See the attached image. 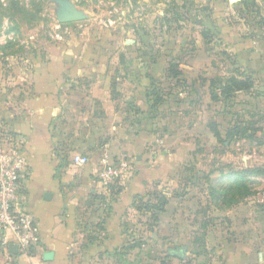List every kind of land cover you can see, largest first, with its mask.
I'll use <instances>...</instances> for the list:
<instances>
[{"label": "rangeland", "instance_id": "rangeland-1", "mask_svg": "<svg viewBox=\"0 0 264 264\" xmlns=\"http://www.w3.org/2000/svg\"><path fill=\"white\" fill-rule=\"evenodd\" d=\"M58 1L0 0V103L19 98L29 73L51 69L65 90L108 89L118 118L108 123L118 138L124 130L131 137L143 118L154 123L140 161L161 172L134 198L142 209L122 216L127 236L150 259L185 248L211 264L236 260L259 230L255 216L264 220V0H67L83 14L70 23L58 20ZM172 68L180 81L169 78ZM232 76L251 79L253 88L212 101L210 81ZM159 89L167 101L155 108L149 94ZM96 100L83 101L94 115ZM234 127L245 138L230 140ZM0 136L10 135L0 127ZM246 171L260 173L234 175ZM159 193L172 199L173 217L153 226L148 208Z\"/></svg>", "mask_w": 264, "mask_h": 264}, {"label": "crops", "instance_id": "crops-1", "mask_svg": "<svg viewBox=\"0 0 264 264\" xmlns=\"http://www.w3.org/2000/svg\"><path fill=\"white\" fill-rule=\"evenodd\" d=\"M59 75L52 69L29 73L20 82L19 98L8 104L0 103L1 129L24 141L27 166L21 182L22 196L27 211L40 227L39 241L28 254L9 251L12 256L5 257L0 252V264H134L127 260L135 256L136 264H211L202 260L199 252L185 248L184 257L173 256L171 252L176 250L170 249L165 256L168 259L161 260L150 259L142 248L128 247L134 242L122 228V216L133 209L134 198L144 194L152 180L161 177V172L149 171L140 161L145 146L155 139L150 132L154 123L143 118L137 128L129 126L131 137L124 130L118 138L117 126L114 124L111 128L108 123L118 119L109 90L98 87L89 93L81 89L65 90ZM91 97L97 99L96 104L101 108L97 115L84 106L83 101ZM70 112L75 118L72 122ZM80 122L85 127L78 128ZM80 129L84 132L81 136ZM102 139H107V143L100 146ZM133 153L138 167L130 159ZM78 155L88 156L90 162L85 166L76 165L72 161ZM122 158L134 165L137 174L111 205L106 203L111 201V195L105 194L99 175L104 161L114 164ZM171 203L169 198L159 224L173 217ZM262 219L255 216L259 230L248 234L246 241L250 245L237 249L236 260L221 264H264ZM123 253L125 257H121Z\"/></svg>", "mask_w": 264, "mask_h": 264}, {"label": "built area", "instance_id": "built-area-1", "mask_svg": "<svg viewBox=\"0 0 264 264\" xmlns=\"http://www.w3.org/2000/svg\"><path fill=\"white\" fill-rule=\"evenodd\" d=\"M0 252L10 256V245L18 246L19 252L28 254L40 236V227L27 211L22 196V178L26 168L23 156L24 141L17 137H0ZM73 162L85 166L89 160L74 157ZM134 165L124 159L114 164L104 161L100 172L101 186L106 195H111V186H126L134 176Z\"/></svg>", "mask_w": 264, "mask_h": 264}, {"label": "trees", "instance_id": "trees-1", "mask_svg": "<svg viewBox=\"0 0 264 264\" xmlns=\"http://www.w3.org/2000/svg\"><path fill=\"white\" fill-rule=\"evenodd\" d=\"M173 74L172 76L170 75L169 78L170 79H177V81H180V77L182 76V72H180L177 68H172L170 70ZM222 80L220 79H213L210 81V87L211 89V99L214 102H220L222 100L224 101H232L238 93L240 92H248L253 88V82L251 79L248 78H240L238 76H232L228 79H226L224 82H221ZM221 82V83H220ZM149 96H155L156 98H153V100L151 101V98L149 97V101L150 103H152V107L155 108H160L162 105H164L167 101L166 98H164V94L162 95L161 90L159 89L158 91H153V93L151 92L149 94ZM155 117H152V119H154ZM211 130L214 132L215 137H217V139L219 141H222V136L220 134V132L217 130V127H215V125H211L210 126ZM234 130L236 129L235 127L233 128ZM229 131L227 133V137L234 141V140H239L242 138H245L246 136V131L243 130L242 128H237L235 131ZM66 160H68V158L66 157ZM69 162V160H68ZM73 162V161H72ZM70 163V162H69ZM135 172L134 175L137 174L136 168H135ZM256 174L258 175V173L260 172H256V171H246L243 173H236L234 174L236 177L239 178H243V176L245 174ZM248 175V174H247ZM126 186H122L119 184H114L111 186V197L109 199H111V201L106 203H110L111 205L114 204L116 201H118L119 197H120V193L123 191V189ZM141 196V195H140ZM104 198H108V196L104 195ZM103 198V199H104ZM155 202H151L148 211H150V219L152 220L151 223L154 225H156L159 222L160 219V215L162 213H164L166 211V207L169 203V198L162 193L159 194H155L154 196ZM133 208L140 210L142 209L141 206H139V202L137 200L133 201ZM133 241H136L135 238H133ZM141 241L136 242L134 244H132L131 247L132 249H136V248H141L143 247L142 244H140ZM33 248V247H32ZM32 248H30L31 251ZM126 254H121V257H125ZM10 256H12V254H10Z\"/></svg>", "mask_w": 264, "mask_h": 264}, {"label": "water", "instance_id": "water-1", "mask_svg": "<svg viewBox=\"0 0 264 264\" xmlns=\"http://www.w3.org/2000/svg\"><path fill=\"white\" fill-rule=\"evenodd\" d=\"M61 4V9L58 12V20L61 23H70L76 22L83 19V14L79 11L75 10L73 6L67 0H60L58 1ZM9 251L12 254L18 253V246L10 245ZM171 254L176 257H184L185 256V249L180 248L176 251H172Z\"/></svg>", "mask_w": 264, "mask_h": 264}]
</instances>
